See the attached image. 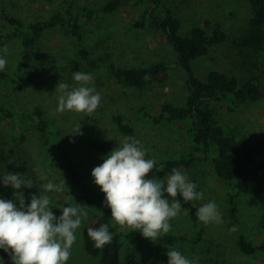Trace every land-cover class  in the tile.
Here are the masks:
<instances>
[{"label": "rangeland", "instance_id": "rangeland-1", "mask_svg": "<svg viewBox=\"0 0 264 264\" xmlns=\"http://www.w3.org/2000/svg\"><path fill=\"white\" fill-rule=\"evenodd\" d=\"M60 1L62 0H0L25 23L38 18L46 19L51 9ZM68 1L80 8L85 5H101L106 0ZM125 1V5L114 15H99L89 24L82 23L83 39L80 42L60 31L48 33L36 46L28 73L20 67L21 51L17 41L2 48L1 55L7 60L3 70L17 82L0 83V103L7 104L18 113L33 114L38 110L48 116L50 135L56 136L57 140L45 145L37 135L31 134L24 148L35 156L36 168L42 175L61 186L59 194L69 190L73 196L76 190L62 174L45 168V162L50 158H58L62 152L66 153L84 178L96 185L90 173L94 166L102 162L103 153L92 148L90 142L93 140L101 144L108 152L116 144L124 142V137L113 123L115 114L123 115L126 122L133 126L137 139L143 142L150 158H155L156 162L181 153L189 142L185 130H181L178 124L154 125L152 119L146 117L148 113L156 115L160 104L165 100L177 105L185 103L187 88L184 70L173 67L165 87L149 84L144 90L126 87L112 76L113 65L138 68L172 57L173 50L169 43L155 30L130 27V22L138 18L141 10L140 5H136L137 0ZM156 2L157 16L162 17L168 11L180 20V34L202 26L208 20L221 24L229 40L212 47L207 56L193 60L191 70L199 79H204L211 69L233 74L241 80L250 76L258 77L263 86L260 101L234 111H229L228 104H225L217 110V119L224 127H238L249 139L260 137L264 132V47L260 51L242 50L234 43L247 28L250 17L248 0ZM6 30L0 22V32ZM81 49L87 51L86 59L81 56ZM74 62L78 63L76 69H73ZM78 70L92 73L91 86L100 93L101 103L91 113L55 111L57 97L61 92L60 89H55L58 82L76 85L78 82L72 79V73ZM78 126L79 132L70 133ZM16 132V125L11 119L0 118V136L4 138V143L9 142ZM196 173L197 190L202 191L203 198L193 200V205L197 209L200 204L214 200L223 223L205 224L198 221V226L193 227L180 208L179 214L170 220L169 232L155 241L127 226L123 229L129 238L122 245V264H167L168 257L165 253L168 248H177L189 258H198L199 264H257L262 260V251L245 254L238 245L241 237L252 241L255 246L264 240L261 209L257 201L247 194H240L233 198V203H229L226 188L210 165L197 168ZM86 207L88 214L76 230L77 240L72 245L66 264H100L98 257L89 256L83 250L82 230L89 215L95 210L94 207ZM164 235H170L176 241L166 244L162 240Z\"/></svg>", "mask_w": 264, "mask_h": 264}, {"label": "trees", "instance_id": "trees-1", "mask_svg": "<svg viewBox=\"0 0 264 264\" xmlns=\"http://www.w3.org/2000/svg\"><path fill=\"white\" fill-rule=\"evenodd\" d=\"M156 1L137 0L136 5H140L141 12L129 25L132 28L147 27L155 30L169 43L173 50L172 57L138 68H120L115 65L111 67L112 76L117 82L136 90H144L149 84L165 87L173 67H180L186 75L185 103L177 105L165 100L160 104L156 115L148 113L146 117L152 119L154 125L178 124L181 130H185L189 142L181 153L156 162V167L146 175L151 176L154 171L157 177L163 178L172 168H177L186 172L196 183L197 168L205 164L210 165L217 178L223 182L229 195V203H233V198L240 194H247L257 201L261 209V226L264 229V132L252 140L238 127H224L217 119V110L225 104H228L229 111H234L260 101L263 97L260 79L250 76L241 80L233 74L216 69L209 70L204 79L195 77L191 70V62L207 56L212 47L226 43L229 40L227 33L219 22L208 20L202 26L193 27L187 33L180 34V20L168 11L162 17L157 16ZM125 3V0H106L101 5L76 8L73 2L62 0L51 9L46 19L38 18L25 23L0 2V22L7 28L5 32H0V55L2 48L17 41L21 51L20 67L28 73L36 46L48 33L60 31L80 42L83 39L82 23L89 24L99 15H114ZM248 3L250 17L247 28L234 43L242 50L260 51L264 47V0H248ZM80 54L86 59L85 49H81ZM77 66L78 63L74 62L73 69ZM2 81L12 84L17 82L11 74L0 70V83ZM0 118L11 119L17 129L9 142L4 143V138L0 136V173L5 169L20 172L32 180L34 185L24 189L27 203L29 194L37 192L39 184L49 180L36 168L35 156L24 148L28 137L35 134L45 145L57 139L56 136L50 135L48 116L38 110L33 114L18 113L7 104L0 103ZM113 123L124 140L127 137L137 139L133 126L126 122L123 115L115 114ZM140 142L147 150L143 142ZM90 145L103 154L108 152L104 146L93 140ZM146 156L150 158L148 150ZM45 163V168L62 174L76 190L73 196L69 190H64L61 194L58 191L49 192L52 211L58 216L60 207L65 204L79 203L82 206L94 207V212L89 215L82 230L83 250L89 256L98 257L100 264H122L120 258L122 245L129 238L123 229L127 226L112 221L110 208L104 204V193L98 190L99 186L89 183L66 153L62 152L58 158H50ZM12 194L11 187L0 185V195L7 199L13 198ZM176 198L181 199L180 208L186 219L193 227H197L199 219L193 201H183L179 195ZM104 223L109 224L112 239L103 247L97 248L88 236L87 229ZM162 240L166 244L176 241L170 235H164ZM238 245L245 254H252L256 250L262 251V260L257 264H264V240L255 246L252 241L241 237ZM0 264H11L9 254L3 249H0Z\"/></svg>", "mask_w": 264, "mask_h": 264}, {"label": "clouds", "instance_id": "clouds-1", "mask_svg": "<svg viewBox=\"0 0 264 264\" xmlns=\"http://www.w3.org/2000/svg\"><path fill=\"white\" fill-rule=\"evenodd\" d=\"M7 60L0 55V70ZM69 85L59 81L55 89V111L93 112L101 103V95L91 86L92 73L74 71ZM80 126L70 133L79 132ZM147 150L135 137H127L102 155V162L91 169L93 183L104 193V204L110 208L112 221L121 226L138 230L141 235L155 241L171 228L170 220L179 214L183 201L200 200L202 191L189 175L177 168L163 178L155 172L156 159L146 156ZM0 185L13 189V198L0 195V249L8 253L11 264H66L72 245L77 240L76 230L87 216L86 205L65 204L57 216L50 206L51 191L61 186L51 180L39 184L37 192L30 193L27 203L24 189L34 184L20 172L0 173ZM199 221L223 223L222 215L214 200H208L196 209ZM88 236L97 248L112 239L109 224L89 227ZM167 264H199L198 258H189L177 248H168Z\"/></svg>", "mask_w": 264, "mask_h": 264}]
</instances>
